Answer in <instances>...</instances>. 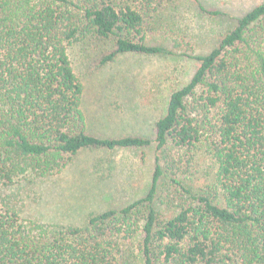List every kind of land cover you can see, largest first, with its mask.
<instances>
[{"label":"trees","instance_id":"obj_1","mask_svg":"<svg viewBox=\"0 0 264 264\" xmlns=\"http://www.w3.org/2000/svg\"><path fill=\"white\" fill-rule=\"evenodd\" d=\"M176 1L0 0V264H264V0L209 52L185 47L198 66L171 91L153 139L89 131L71 46L109 43L102 65L173 55L180 41L173 49L149 33ZM153 142L142 197L84 226L23 215V190L81 151Z\"/></svg>","mask_w":264,"mask_h":264},{"label":"rangeland","instance_id":"obj_2","mask_svg":"<svg viewBox=\"0 0 264 264\" xmlns=\"http://www.w3.org/2000/svg\"><path fill=\"white\" fill-rule=\"evenodd\" d=\"M263 0H177L157 16L149 39L174 49L170 56L120 55L101 64L109 43L97 38L70 48L75 69L85 83L89 131L101 137L133 134L154 138V123L165 113L171 91L187 83L198 61L185 54H205L238 18ZM217 12V14H216ZM156 143L141 149L81 151L68 168L21 194L23 215L44 223L84 226L91 213L122 207L142 197L151 185ZM163 215L167 209L162 210Z\"/></svg>","mask_w":264,"mask_h":264}]
</instances>
